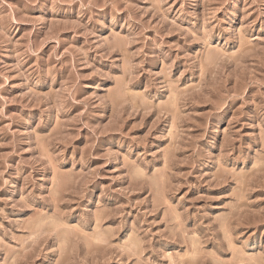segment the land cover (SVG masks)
I'll list each match as a JSON object with an SVG mask.
<instances>
[{
  "label": "rangeland",
  "instance_id": "1",
  "mask_svg": "<svg viewBox=\"0 0 264 264\" xmlns=\"http://www.w3.org/2000/svg\"><path fill=\"white\" fill-rule=\"evenodd\" d=\"M0 264H264V0H0Z\"/></svg>",
  "mask_w": 264,
  "mask_h": 264
}]
</instances>
